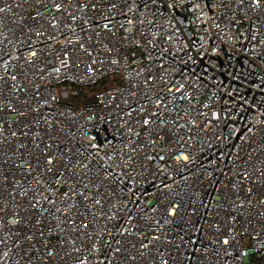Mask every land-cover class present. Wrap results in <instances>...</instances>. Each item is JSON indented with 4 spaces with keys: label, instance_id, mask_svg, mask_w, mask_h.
<instances>
[{
    "label": "built area",
    "instance_id": "1",
    "mask_svg": "<svg viewBox=\"0 0 264 264\" xmlns=\"http://www.w3.org/2000/svg\"><path fill=\"white\" fill-rule=\"evenodd\" d=\"M0 264H264V0H0Z\"/></svg>",
    "mask_w": 264,
    "mask_h": 264
},
{
    "label": "trees",
    "instance_id": "2",
    "mask_svg": "<svg viewBox=\"0 0 264 264\" xmlns=\"http://www.w3.org/2000/svg\"><path fill=\"white\" fill-rule=\"evenodd\" d=\"M102 90V85L86 88L83 92V98L86 100H91L96 92Z\"/></svg>",
    "mask_w": 264,
    "mask_h": 264
}]
</instances>
